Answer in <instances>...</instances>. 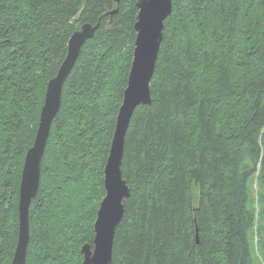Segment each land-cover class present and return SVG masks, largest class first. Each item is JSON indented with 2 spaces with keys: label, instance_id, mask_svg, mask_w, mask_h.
I'll list each match as a JSON object with an SVG mask.
<instances>
[{
  "label": "trees",
  "instance_id": "16d2710c",
  "mask_svg": "<svg viewBox=\"0 0 264 264\" xmlns=\"http://www.w3.org/2000/svg\"><path fill=\"white\" fill-rule=\"evenodd\" d=\"M136 2L0 0V264L16 246L21 170L48 80L84 23L99 27L62 87L26 264H81L92 244ZM171 3L151 103L135 108L124 138L130 195L111 264H264V0Z\"/></svg>",
  "mask_w": 264,
  "mask_h": 264
},
{
  "label": "water",
  "instance_id": "95a60500",
  "mask_svg": "<svg viewBox=\"0 0 264 264\" xmlns=\"http://www.w3.org/2000/svg\"><path fill=\"white\" fill-rule=\"evenodd\" d=\"M136 7L138 14L134 24L136 35L131 66L103 169L105 193L96 212L92 244L84 243L81 246V264H111L115 230L124 213L123 200L130 195L121 172L124 138L135 108L151 103L150 81L163 38L164 21L171 13L172 3L171 0H137ZM115 12L117 9L110 13ZM98 27L99 23H84L70 35L66 55L56 74L48 80L33 143L25 153L21 170L18 234L10 264H26L30 205L38 191L41 160L51 124L61 106L62 87L82 47L95 36Z\"/></svg>",
  "mask_w": 264,
  "mask_h": 264
},
{
  "label": "rangeland",
  "instance_id": "374dc122",
  "mask_svg": "<svg viewBox=\"0 0 264 264\" xmlns=\"http://www.w3.org/2000/svg\"><path fill=\"white\" fill-rule=\"evenodd\" d=\"M257 240V237H255V241Z\"/></svg>",
  "mask_w": 264,
  "mask_h": 264
},
{
  "label": "bare ground",
  "instance_id": "6f19581e",
  "mask_svg": "<svg viewBox=\"0 0 264 264\" xmlns=\"http://www.w3.org/2000/svg\"><path fill=\"white\" fill-rule=\"evenodd\" d=\"M151 94V93H150Z\"/></svg>",
  "mask_w": 264,
  "mask_h": 264
}]
</instances>
